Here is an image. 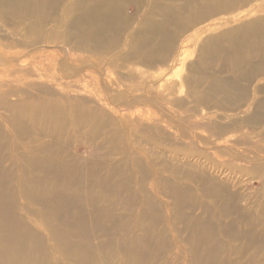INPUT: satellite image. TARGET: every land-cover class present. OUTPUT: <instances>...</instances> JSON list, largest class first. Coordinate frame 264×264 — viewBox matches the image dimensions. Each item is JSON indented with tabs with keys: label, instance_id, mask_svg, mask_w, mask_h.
<instances>
[{
	"label": "rangeland",
	"instance_id": "obj_1",
	"mask_svg": "<svg viewBox=\"0 0 264 264\" xmlns=\"http://www.w3.org/2000/svg\"><path fill=\"white\" fill-rule=\"evenodd\" d=\"M0 264H264V0H0Z\"/></svg>",
	"mask_w": 264,
	"mask_h": 264
}]
</instances>
